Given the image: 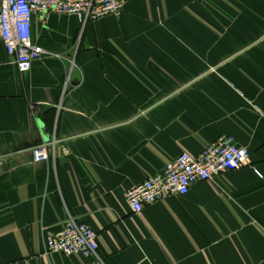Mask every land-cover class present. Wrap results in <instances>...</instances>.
<instances>
[{"label":"crops","instance_id":"0c3cea01","mask_svg":"<svg viewBox=\"0 0 264 264\" xmlns=\"http://www.w3.org/2000/svg\"><path fill=\"white\" fill-rule=\"evenodd\" d=\"M31 38L45 52L25 72L0 40V264H264V0L48 12ZM221 134L250 164L131 211L125 190ZM52 137L68 153L34 162ZM67 213L102 263L44 251Z\"/></svg>","mask_w":264,"mask_h":264},{"label":"built area","instance_id":"2783aa9c","mask_svg":"<svg viewBox=\"0 0 264 264\" xmlns=\"http://www.w3.org/2000/svg\"><path fill=\"white\" fill-rule=\"evenodd\" d=\"M127 0H0V40L5 52L17 69L25 72L33 60L45 51L31 38L32 17L45 18L48 12L74 15L86 23L105 15H119ZM61 102L57 108L61 107ZM67 154L66 146L52 137L31 147L32 160L49 158L55 161ZM250 164L246 148L238 146L232 136L219 135L198 153L182 151L167 161L163 170L147 176L142 182L125 190L124 195L132 212L138 213L147 205L171 194H185L192 183L212 178L218 173L235 170ZM44 251L63 255L93 257L102 263L98 254L96 232L83 221L67 213L62 228H44ZM9 264H18L13 261Z\"/></svg>","mask_w":264,"mask_h":264}]
</instances>
